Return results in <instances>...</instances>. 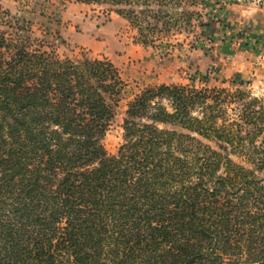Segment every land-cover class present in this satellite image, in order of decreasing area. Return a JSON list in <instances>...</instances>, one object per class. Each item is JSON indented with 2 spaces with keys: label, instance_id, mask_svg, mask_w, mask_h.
<instances>
[{
  "label": "trees",
  "instance_id": "obj_1",
  "mask_svg": "<svg viewBox=\"0 0 264 264\" xmlns=\"http://www.w3.org/2000/svg\"><path fill=\"white\" fill-rule=\"evenodd\" d=\"M75 1L107 5L143 44L197 14L186 0ZM7 16L0 10V264H264L261 100L147 88L108 156L100 139L120 90L115 66L33 48L23 21Z\"/></svg>",
  "mask_w": 264,
  "mask_h": 264
},
{
  "label": "rangeland",
  "instance_id": "obj_2",
  "mask_svg": "<svg viewBox=\"0 0 264 264\" xmlns=\"http://www.w3.org/2000/svg\"><path fill=\"white\" fill-rule=\"evenodd\" d=\"M110 9L75 0H0L1 11L23 21L33 48L60 59L106 60L115 66L120 90L100 139L106 155H116L123 144L128 104L147 88L240 90L264 105V0H186L185 9L197 14L152 44L140 43L137 29ZM203 142L217 149L214 142Z\"/></svg>",
  "mask_w": 264,
  "mask_h": 264
}]
</instances>
